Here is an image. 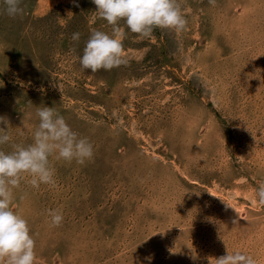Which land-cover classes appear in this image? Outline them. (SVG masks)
<instances>
[{
    "label": "rangeland",
    "instance_id": "374dc122",
    "mask_svg": "<svg viewBox=\"0 0 264 264\" xmlns=\"http://www.w3.org/2000/svg\"><path fill=\"white\" fill-rule=\"evenodd\" d=\"M176 3L185 30L120 21L127 63L94 73L79 56L112 26L91 0H22L15 17L0 3V150L31 144L46 106L93 146L83 165L50 156L54 185L13 190L35 264H264V0Z\"/></svg>",
    "mask_w": 264,
    "mask_h": 264
},
{
    "label": "clouds",
    "instance_id": "9594fccd",
    "mask_svg": "<svg viewBox=\"0 0 264 264\" xmlns=\"http://www.w3.org/2000/svg\"><path fill=\"white\" fill-rule=\"evenodd\" d=\"M95 5V18L103 19L112 26V34L92 30L85 42L79 63L85 70L96 72L111 70L127 63L123 50L125 31L118 26L124 22L127 29L141 37H149L154 28L182 32L186 28L176 0H91ZM10 17L23 13L22 0H0ZM94 18V19H95ZM80 33H73L78 41ZM39 123L32 134V143L14 145V150H0V264H35V242L30 235L28 221L13 210V190L25 176L37 188L40 184L54 185V169L49 157L75 161L83 165L93 157V146L86 137H80L52 107L38 108ZM0 121L7 124L3 117ZM11 137L0 128V145L9 143ZM256 196L264 204V183L256 189ZM51 226H59L63 215L49 210ZM150 260L151 257H148ZM216 259V264H255L254 259L240 250L226 252Z\"/></svg>",
    "mask_w": 264,
    "mask_h": 264
}]
</instances>
